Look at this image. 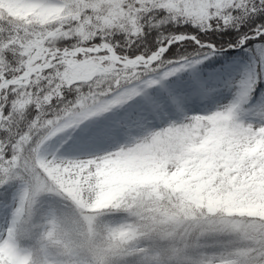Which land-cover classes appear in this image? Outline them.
Returning <instances> with one entry per match:
<instances>
[{
  "label": "snow or ice",
  "instance_id": "1",
  "mask_svg": "<svg viewBox=\"0 0 264 264\" xmlns=\"http://www.w3.org/2000/svg\"><path fill=\"white\" fill-rule=\"evenodd\" d=\"M0 264H264V0H0Z\"/></svg>",
  "mask_w": 264,
  "mask_h": 264
}]
</instances>
